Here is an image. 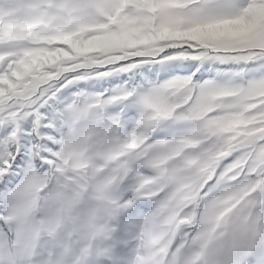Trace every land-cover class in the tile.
Segmentation results:
<instances>
[{
    "label": "snow or ice",
    "instance_id": "obj_1",
    "mask_svg": "<svg viewBox=\"0 0 264 264\" xmlns=\"http://www.w3.org/2000/svg\"><path fill=\"white\" fill-rule=\"evenodd\" d=\"M0 264H264V0H0Z\"/></svg>",
    "mask_w": 264,
    "mask_h": 264
}]
</instances>
